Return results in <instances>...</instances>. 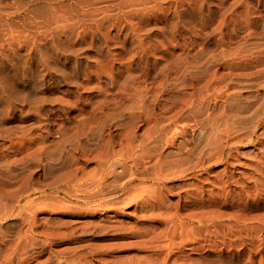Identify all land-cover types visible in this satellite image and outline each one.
<instances>
[{
    "label": "rangeland",
    "instance_id": "rangeland-1",
    "mask_svg": "<svg viewBox=\"0 0 264 264\" xmlns=\"http://www.w3.org/2000/svg\"><path fill=\"white\" fill-rule=\"evenodd\" d=\"M0 264H264V0H0Z\"/></svg>",
    "mask_w": 264,
    "mask_h": 264
},
{
    "label": "bare ground",
    "instance_id": "bare-ground-1",
    "mask_svg": "<svg viewBox=\"0 0 264 264\" xmlns=\"http://www.w3.org/2000/svg\"><path fill=\"white\" fill-rule=\"evenodd\" d=\"M104 183V182H103ZM102 186H103V184H102V179L100 178L99 180H98V182L96 183V186L94 187V189H93V193H92V195L93 196H96V195H98L101 191H102ZM91 196H89V198H90Z\"/></svg>",
    "mask_w": 264,
    "mask_h": 264
}]
</instances>
